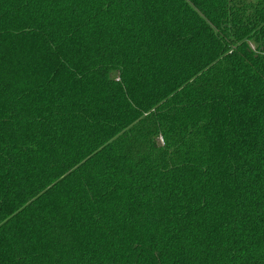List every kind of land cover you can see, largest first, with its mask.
Listing matches in <instances>:
<instances>
[{
  "label": "trees",
  "instance_id": "1",
  "mask_svg": "<svg viewBox=\"0 0 264 264\" xmlns=\"http://www.w3.org/2000/svg\"><path fill=\"white\" fill-rule=\"evenodd\" d=\"M0 264H264V0H0Z\"/></svg>",
  "mask_w": 264,
  "mask_h": 264
}]
</instances>
